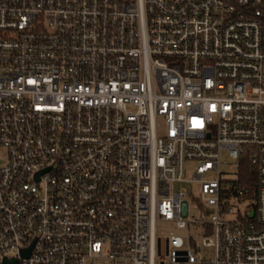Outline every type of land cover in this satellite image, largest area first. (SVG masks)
I'll list each match as a JSON object with an SVG mask.
<instances>
[{"label": "built area", "instance_id": "1", "mask_svg": "<svg viewBox=\"0 0 264 264\" xmlns=\"http://www.w3.org/2000/svg\"><path fill=\"white\" fill-rule=\"evenodd\" d=\"M5 258L264 264V0H0Z\"/></svg>", "mask_w": 264, "mask_h": 264}, {"label": "rangeland", "instance_id": "2", "mask_svg": "<svg viewBox=\"0 0 264 264\" xmlns=\"http://www.w3.org/2000/svg\"><path fill=\"white\" fill-rule=\"evenodd\" d=\"M222 159L223 160H226V154L223 153L222 155ZM194 165H195V161H187L186 164H185V177L187 179H192L194 178L193 176V168H194ZM223 171L226 172L225 170V167L223 166L222 167ZM224 175V174H223ZM227 176H230L232 179H235V176L233 175H227ZM215 176L212 175V174H206L203 178L204 179H212L214 178ZM184 186L186 187V189L188 190V192L190 193V195H193V196H196L198 193H199V189H198V184L196 183H193V184H184ZM190 203L192 204V211H191V214L195 215V216H199V217H204L205 216V213H204V210H203V206H202V202L200 199L198 198H192L190 197ZM246 203H249L251 202V197L249 198L248 201H245ZM169 227L170 225L168 223H161L159 225V228H158V232L161 233V234H164L166 233L168 230H169ZM208 252L209 250L208 249H202L200 251V254H202L203 256H207L208 255Z\"/></svg>", "mask_w": 264, "mask_h": 264}, {"label": "trees", "instance_id": "3", "mask_svg": "<svg viewBox=\"0 0 264 264\" xmlns=\"http://www.w3.org/2000/svg\"><path fill=\"white\" fill-rule=\"evenodd\" d=\"M234 182L237 185L248 187L250 189L249 197H254L257 186L256 169L246 158L240 160L239 174Z\"/></svg>", "mask_w": 264, "mask_h": 264}, {"label": "water", "instance_id": "4", "mask_svg": "<svg viewBox=\"0 0 264 264\" xmlns=\"http://www.w3.org/2000/svg\"><path fill=\"white\" fill-rule=\"evenodd\" d=\"M250 216H253V211L250 212ZM31 247H32V245L28 249L22 250V255L28 256ZM2 264H17V259H15V258H5L3 260Z\"/></svg>", "mask_w": 264, "mask_h": 264}, {"label": "snow or ice", "instance_id": "5", "mask_svg": "<svg viewBox=\"0 0 264 264\" xmlns=\"http://www.w3.org/2000/svg\"><path fill=\"white\" fill-rule=\"evenodd\" d=\"M98 247V246H97Z\"/></svg>", "mask_w": 264, "mask_h": 264}]
</instances>
